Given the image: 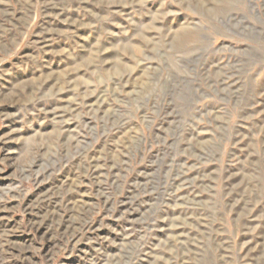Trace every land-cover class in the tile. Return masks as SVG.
I'll list each match as a JSON object with an SVG mask.
<instances>
[{
    "label": "rangeland",
    "instance_id": "rangeland-1",
    "mask_svg": "<svg viewBox=\"0 0 264 264\" xmlns=\"http://www.w3.org/2000/svg\"><path fill=\"white\" fill-rule=\"evenodd\" d=\"M0 264H264V0H0Z\"/></svg>",
    "mask_w": 264,
    "mask_h": 264
}]
</instances>
